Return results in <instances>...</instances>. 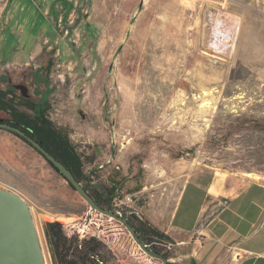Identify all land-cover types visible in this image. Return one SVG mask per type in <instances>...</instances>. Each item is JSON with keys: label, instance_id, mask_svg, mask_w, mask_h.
I'll return each instance as SVG.
<instances>
[{"label": "rangeland", "instance_id": "rangeland-1", "mask_svg": "<svg viewBox=\"0 0 264 264\" xmlns=\"http://www.w3.org/2000/svg\"><path fill=\"white\" fill-rule=\"evenodd\" d=\"M14 84L49 105L92 187L137 227L166 220L195 170L264 173V0H0V86ZM0 189L29 205L54 264L46 223L85 220L87 203L3 129ZM159 242L190 264L188 246Z\"/></svg>", "mask_w": 264, "mask_h": 264}, {"label": "crops", "instance_id": "crops-1", "mask_svg": "<svg viewBox=\"0 0 264 264\" xmlns=\"http://www.w3.org/2000/svg\"><path fill=\"white\" fill-rule=\"evenodd\" d=\"M163 218L150 216L155 227L139 229L188 246L190 264H264L263 172L195 170Z\"/></svg>", "mask_w": 264, "mask_h": 264}, {"label": "trees", "instance_id": "trees-1", "mask_svg": "<svg viewBox=\"0 0 264 264\" xmlns=\"http://www.w3.org/2000/svg\"><path fill=\"white\" fill-rule=\"evenodd\" d=\"M53 67V61L49 60L44 68L46 74H50ZM49 110V105L40 104L32 98H25L12 88L4 89L0 86V120L23 131L41 144L73 173L99 206L114 211L109 200L90 184V178L84 173V162L81 155L69 135L50 118ZM9 132L33 147L24 137L12 131ZM113 193L114 189L108 191L109 196ZM126 218L141 240L146 242L149 250L160 254V257L150 255L136 241L125 224L88 206L85 220L71 224L57 221L46 223L45 234L54 264H106L102 255V250L106 247L122 250L126 254V264H174L171 262L172 257L168 250L165 252L161 248H170L169 245L159 242L170 240L169 237L158 234L156 237L159 241H154L152 238L155 237L144 234L131 219L127 216ZM88 233L90 235H87Z\"/></svg>", "mask_w": 264, "mask_h": 264}, {"label": "water", "instance_id": "water-1", "mask_svg": "<svg viewBox=\"0 0 264 264\" xmlns=\"http://www.w3.org/2000/svg\"><path fill=\"white\" fill-rule=\"evenodd\" d=\"M15 89L19 90L23 97H31L29 88L26 85L17 84ZM0 128L24 137L56 169L74 191L82 197L88 206L125 224L136 241L150 255L161 256L149 250L146 242L141 240L126 217L99 206L73 173L44 149L41 144L30 138L23 131L4 123L3 120H0ZM0 264H46L29 205L17 193L4 189H0Z\"/></svg>", "mask_w": 264, "mask_h": 264}, {"label": "built area", "instance_id": "built-area-1", "mask_svg": "<svg viewBox=\"0 0 264 264\" xmlns=\"http://www.w3.org/2000/svg\"><path fill=\"white\" fill-rule=\"evenodd\" d=\"M126 200H127V202H132L133 201V199H132V197L131 196H127L126 197ZM118 215H121L120 213H118V212H116ZM122 216V215H121Z\"/></svg>", "mask_w": 264, "mask_h": 264}, {"label": "flooded vegetation", "instance_id": "flooded-vegetation-1", "mask_svg": "<svg viewBox=\"0 0 264 264\" xmlns=\"http://www.w3.org/2000/svg\"><path fill=\"white\" fill-rule=\"evenodd\" d=\"M15 85V84H14ZM13 85V86H14ZM18 94L20 93V91L19 90H16V89H14ZM30 93V92H29ZM21 94V93H20ZM31 95V94H30ZM30 98H32V97H30Z\"/></svg>", "mask_w": 264, "mask_h": 264}, {"label": "bare ground", "instance_id": "bare-ground-1", "mask_svg": "<svg viewBox=\"0 0 264 264\" xmlns=\"http://www.w3.org/2000/svg\"><path fill=\"white\" fill-rule=\"evenodd\" d=\"M220 173V172H219ZM222 173V172H221ZM228 174V173H227ZM229 176V175H228ZM214 188V187H213Z\"/></svg>", "mask_w": 264, "mask_h": 264}]
</instances>
